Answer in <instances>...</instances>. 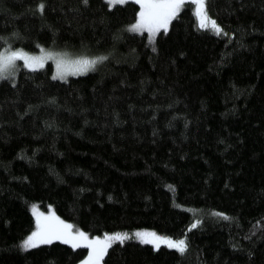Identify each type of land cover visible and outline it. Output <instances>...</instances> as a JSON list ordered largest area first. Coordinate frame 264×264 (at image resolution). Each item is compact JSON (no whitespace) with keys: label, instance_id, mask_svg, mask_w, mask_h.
Masks as SVG:
<instances>
[{"label":"trees","instance_id":"obj_1","mask_svg":"<svg viewBox=\"0 0 264 264\" xmlns=\"http://www.w3.org/2000/svg\"><path fill=\"white\" fill-rule=\"evenodd\" d=\"M139 10L0 0V53L105 54L63 79L47 61L0 80V264L88 255L57 240L24 249L36 203L92 236L152 229L186 243L131 236L101 264H264V0H206L219 35L192 1L154 38L132 30Z\"/></svg>","mask_w":264,"mask_h":264},{"label":"snow or ice","instance_id":"obj_2","mask_svg":"<svg viewBox=\"0 0 264 264\" xmlns=\"http://www.w3.org/2000/svg\"><path fill=\"white\" fill-rule=\"evenodd\" d=\"M87 0H85V3ZM114 3H124L125 0H110ZM141 4L142 11L139 13V19L132 25L133 31L147 30L151 36H154L160 29L167 31L170 21L180 11L185 3V0H137ZM196 4V15L199 18V27L202 29L211 28L219 35L222 29L217 25L215 20H212L206 11V0H192ZM40 11H43L44 5L41 3L38 6ZM150 36V38H151ZM43 57H30L20 52H12L7 56H0V77L7 73L14 65L16 60H23L24 65L32 70L42 68L44 66ZM100 60L105 57L99 58ZM97 63L96 60H79L74 62L71 67H68L62 61H57V77L63 79L64 76L72 72L86 73ZM57 77H54L57 78ZM71 225L64 224L54 216L37 217V230L32 232L22 244L24 249L35 248L40 244H50L53 239H63L64 243H72L73 247H79V241H85L86 246L92 251L85 264H98L105 254L107 248L111 246L112 241H123L127 239V235L114 234L105 235L104 239L97 238L89 240L83 232H77L75 235L70 231ZM193 227H196L193 224ZM143 243H152L159 247L160 243L167 244L170 248H176L183 253L186 250L184 240L172 241L168 238L157 236L154 232H137L135 234Z\"/></svg>","mask_w":264,"mask_h":264},{"label":"rangeland","instance_id":"obj_3","mask_svg":"<svg viewBox=\"0 0 264 264\" xmlns=\"http://www.w3.org/2000/svg\"><path fill=\"white\" fill-rule=\"evenodd\" d=\"M111 5L112 4H115L114 2H110V0H107ZM127 0H125V2H126ZM133 1H136L137 2V0H133ZM185 1H192V0H185ZM139 5H140V10H139V13L142 11V7H141V4L139 3ZM194 6H195V10H196V4L194 3ZM207 11V10H206ZM207 15L212 19V20H215V18H212L209 14H208V12H207ZM139 19V14H138V18H137V20ZM137 20L133 23V24H135L136 22H137ZM215 22L217 23V25H219V27L222 29V27L220 26V24L215 20ZM169 26V25H168ZM160 30H164V29H160ZM143 31H145V32H147L148 33V35L149 36H151V34L147 31V30H143ZM160 32V31H159ZM158 33V32H157ZM156 33V34H157ZM155 34V35H156ZM155 35L154 36H151V38H154L155 37ZM12 52H20V53H23V54H26L27 56H30V57H43L44 59H43V63H44V65H45V63L47 62V61H51L52 63H53V65H54V73H55V75H57V68H56V65H57V61H62V62H64V64L66 65V66H68V67H71L73 64H74V62H76V61H79V60H96L97 61V63L94 65V67L97 65V64H99L102 60H100L99 58H101V57H105V54H100V55H90V54H88L87 52L85 53V52H73V51H71V50H68V49H60V50H53V49H48V48H43V49H41V50H38V51H35V52H33V51H26V50H23V49H11V50H3L1 53H0V56H7V55H10ZM21 66H24V67H26L25 65H24V61L23 60H16L15 62H14V65H13V67L7 72V73H5L2 77H0V80L2 79V78H5V77H8V76H14L17 72H18V70L21 68ZM94 67H92L90 70H92ZM26 68H28V67H26ZM89 70V71H90ZM88 72V71H87ZM77 74H82V73H75V74H73L72 72H69V73H67L65 76H64V78L65 77H67V76H69V75H77ZM30 209H31V213H32V215H33V217H34V219H35V227H34V229L24 238V240L29 236V235H31V233L32 232H34V231H36L37 230V217H38V215L39 216H41V218H43V217H50V216H54L55 218H58V220L59 221H62L64 224H68V225H71L72 227H71V229H70V231L72 232V234L73 235H75L77 232H83V233H85L86 235H87V237L89 238V240H95V239H97V238H100V239H104V237H105V235H114V234H121V235H127V237H135V238H137L136 236H135V234L137 233V232H154V233H156L157 234V236H160V237H163V238H168V239H170V240H172V241H179V240H184L183 238H179V239H176V238H173V237H171V236H168V235H163V234H160V233H158V232H156L155 230H152V229H139V230H136V231H134V232H132V233H130V232H113V233H107V234H105V235H100V236H92V235H90L87 231H85V230H83V229H81L80 227H78V226H76L74 223H72L71 221H68V220H66V219H64V218H62V217H60L58 214H57V212H56V210L54 209V207L53 206H49L47 209H44V208H42L39 204H32V206L30 207ZM137 239H139V240H141L140 238H137ZM23 240V241H24ZM55 240H57V241H62L63 242V239H53L52 240V242L53 241H55ZM185 241V240H184ZM113 242H115V241H112L111 242V244L113 243ZM70 245H72V243H69ZM79 244H80V246H82V245H85L86 246V242L85 241H79ZM152 244V243H151ZM154 246H156L155 244H153ZM160 245H166V246H168L167 244H164V243H160ZM159 245V246H160ZM89 249V252H88V255L86 256V258L85 259H83L82 261H80V262H78V264H85V262L88 260V257H89V255H90V253H91V249L90 248H88ZM108 249V248H107ZM107 251V250H106ZM105 254H106V252H105ZM104 254V255H105ZM104 255H103V257H104ZM103 257H102V259L98 262V264H101L102 263V260H103Z\"/></svg>","mask_w":264,"mask_h":264}]
</instances>
